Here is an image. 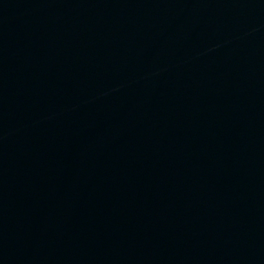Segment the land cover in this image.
Instances as JSON below:
<instances>
[{
	"label": "water",
	"instance_id": "1",
	"mask_svg": "<svg viewBox=\"0 0 264 264\" xmlns=\"http://www.w3.org/2000/svg\"><path fill=\"white\" fill-rule=\"evenodd\" d=\"M0 264H264V0H0Z\"/></svg>",
	"mask_w": 264,
	"mask_h": 264
}]
</instances>
